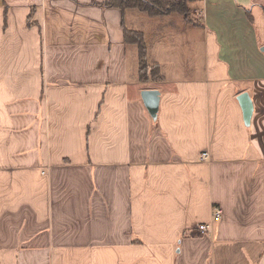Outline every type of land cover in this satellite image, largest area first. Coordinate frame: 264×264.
Returning <instances> with one entry per match:
<instances>
[{
	"label": "crops",
	"instance_id": "1",
	"mask_svg": "<svg viewBox=\"0 0 264 264\" xmlns=\"http://www.w3.org/2000/svg\"><path fill=\"white\" fill-rule=\"evenodd\" d=\"M105 2L0 0V264H264V0L147 16L158 82Z\"/></svg>",
	"mask_w": 264,
	"mask_h": 264
},
{
	"label": "trees",
	"instance_id": "2",
	"mask_svg": "<svg viewBox=\"0 0 264 264\" xmlns=\"http://www.w3.org/2000/svg\"><path fill=\"white\" fill-rule=\"evenodd\" d=\"M196 0H106L105 6L109 9L116 8L136 12L150 18H162L176 14L186 18L190 13L188 3ZM143 30L135 28L125 29L126 43L136 47L139 59L140 80L158 82L163 79V71L159 64H149V47Z\"/></svg>",
	"mask_w": 264,
	"mask_h": 264
},
{
	"label": "rangeland",
	"instance_id": "3",
	"mask_svg": "<svg viewBox=\"0 0 264 264\" xmlns=\"http://www.w3.org/2000/svg\"><path fill=\"white\" fill-rule=\"evenodd\" d=\"M192 3H193L192 1L189 2V6L190 5L192 6ZM133 13H134V15H132V16L134 18H133V21L131 22L132 28H135L138 30H143L146 33V35H147L146 41H147L148 47H149L150 46V38H149V32L147 31L148 30L147 28L150 27V25L152 27V23H150V22H153V20L149 19L147 16H144V14L139 15L136 12H133ZM199 16L200 15L198 13L196 16L197 18L195 19V15H194V19L197 22H199ZM203 33H204V29L199 26V28L193 29V30L188 31V32H184L183 33L184 35L182 34V36H180V39L182 40L184 48H185V44L188 46L187 51H186V52H188L186 55V58H187L186 59V62H187L186 65H188L189 62L191 64L190 60H191L192 50H193V47H195L197 45L196 41H199V44H200L199 46H200V51H201V56H202V54L204 52L203 51V40L205 37ZM179 42L180 41H178L177 46H178ZM182 50H183V48H182ZM136 56H137L136 62L138 64V53L136 54ZM148 63L152 64V57L150 58V55L148 58ZM178 74L180 75L179 77H181L183 75L182 71H180Z\"/></svg>",
	"mask_w": 264,
	"mask_h": 264
},
{
	"label": "water",
	"instance_id": "4",
	"mask_svg": "<svg viewBox=\"0 0 264 264\" xmlns=\"http://www.w3.org/2000/svg\"><path fill=\"white\" fill-rule=\"evenodd\" d=\"M141 98H143L148 113H150L151 117L156 120L158 118L161 100L160 92L157 90L147 89L142 92ZM238 100L244 112V123L249 127L254 113L252 98L249 94L242 93L238 97Z\"/></svg>",
	"mask_w": 264,
	"mask_h": 264
},
{
	"label": "built area",
	"instance_id": "5",
	"mask_svg": "<svg viewBox=\"0 0 264 264\" xmlns=\"http://www.w3.org/2000/svg\"><path fill=\"white\" fill-rule=\"evenodd\" d=\"M203 156V161H206L209 159V153L205 152V154L202 155ZM212 215L214 217V220H220V218L222 217V211L221 209L219 208H213L212 209ZM198 231L202 232V233H205V234H212L214 233V230H213V223H208V224H200L198 227H197Z\"/></svg>",
	"mask_w": 264,
	"mask_h": 264
}]
</instances>
